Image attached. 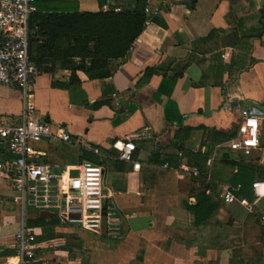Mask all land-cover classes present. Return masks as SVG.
I'll use <instances>...</instances> for the list:
<instances>
[{
    "label": "crops",
    "instance_id": "1",
    "mask_svg": "<svg viewBox=\"0 0 264 264\" xmlns=\"http://www.w3.org/2000/svg\"><path fill=\"white\" fill-rule=\"evenodd\" d=\"M137 2L38 0L31 30L49 16L134 11ZM146 9V29L125 57L108 61L104 76L92 77L91 59L71 58L44 62L29 97L0 85V120L17 123L31 107L70 134L34 144L63 180L82 162L102 164L105 191L125 218L122 233L87 230L58 211L54 227L32 226L43 211L29 187L16 200L22 193L0 171V264H22L14 235L23 228L49 264H264V199L234 182L240 165L254 181L264 176V115H256L258 149L229 147L243 130V110L251 113L248 102L264 105V0H148ZM144 128L133 162L118 159L114 144ZM157 154L168 161L154 164ZM195 168L209 173L212 188L199 184ZM205 189L219 207L193 226L189 205ZM227 193L234 202L224 201Z\"/></svg>",
    "mask_w": 264,
    "mask_h": 264
},
{
    "label": "built area",
    "instance_id": "2",
    "mask_svg": "<svg viewBox=\"0 0 264 264\" xmlns=\"http://www.w3.org/2000/svg\"><path fill=\"white\" fill-rule=\"evenodd\" d=\"M37 1L0 0V85L18 88L27 97L31 96L33 81L43 73L30 52L33 34L30 22L37 12ZM242 124L241 134L230 142L229 147L244 155H251L260 147L261 121L258 116L243 110ZM61 131L55 132L49 121L34 116L31 107L27 108L22 120L17 123L0 120V144L7 146V149L0 152V171L11 178L14 186L22 193L16 200L23 201V193L29 187L38 211H58L69 222H78L87 230L119 236L124 229L125 218L119 206L110 200L105 191L102 164L82 162L76 166L77 175L69 172L63 180L50 165L38 160L40 152L34 144L42 140L69 141L70 134L64 129ZM147 137L148 128H144L115 143L118 159L133 162L139 143ZM94 152L100 153L98 149ZM211 163L212 159L208 161L209 165ZM134 164L135 168L140 167L139 163ZM193 175L196 180L210 182L208 172L195 168ZM252 186L256 199H264V179L255 180ZM234 200L231 193L224 197L227 203ZM261 221L264 224V211ZM14 239L22 264H49L38 258L34 234L23 228L14 235ZM3 247L0 241V249Z\"/></svg>",
    "mask_w": 264,
    "mask_h": 264
},
{
    "label": "trees",
    "instance_id": "3",
    "mask_svg": "<svg viewBox=\"0 0 264 264\" xmlns=\"http://www.w3.org/2000/svg\"><path fill=\"white\" fill-rule=\"evenodd\" d=\"M147 5L148 0H138L134 11L112 9L108 12H76L43 18L39 24L40 30L32 32L31 56L43 72L44 62L66 59V64L69 65L71 58H80L84 61L91 59L92 77L104 76L105 73L102 71L108 61L125 57L146 29L150 18L146 12ZM30 28L33 29L31 22ZM149 72L151 70L147 71L148 74ZM166 161L168 157L159 154L153 158L156 165L164 164ZM252 173L251 168L240 165L235 174L234 182L236 185L240 184L244 194L252 189L254 182ZM261 179H264V176ZM197 181L203 187H213L210 182L207 183L203 179ZM195 199L196 203L189 205L190 222L193 226H199L214 214L219 204L208 195L207 189L196 193ZM58 223L57 217H40L37 221H30L32 226L44 229L54 227Z\"/></svg>",
    "mask_w": 264,
    "mask_h": 264
},
{
    "label": "water",
    "instance_id": "4",
    "mask_svg": "<svg viewBox=\"0 0 264 264\" xmlns=\"http://www.w3.org/2000/svg\"><path fill=\"white\" fill-rule=\"evenodd\" d=\"M248 105L251 107V113L253 115H264V105H260L254 102H248ZM55 215H56L55 213L49 211H43L41 213V216H45V217H51Z\"/></svg>",
    "mask_w": 264,
    "mask_h": 264
},
{
    "label": "bare ground",
    "instance_id": "5",
    "mask_svg": "<svg viewBox=\"0 0 264 264\" xmlns=\"http://www.w3.org/2000/svg\"><path fill=\"white\" fill-rule=\"evenodd\" d=\"M260 192H263L262 189H260Z\"/></svg>",
    "mask_w": 264,
    "mask_h": 264
},
{
    "label": "rangeland",
    "instance_id": "6",
    "mask_svg": "<svg viewBox=\"0 0 264 264\" xmlns=\"http://www.w3.org/2000/svg\"><path fill=\"white\" fill-rule=\"evenodd\" d=\"M77 226H79V225H77Z\"/></svg>",
    "mask_w": 264,
    "mask_h": 264
}]
</instances>
